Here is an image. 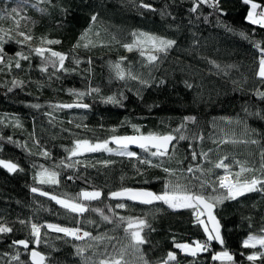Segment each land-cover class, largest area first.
<instances>
[{
  "label": "trees",
  "instance_id": "obj_1",
  "mask_svg": "<svg viewBox=\"0 0 264 264\" xmlns=\"http://www.w3.org/2000/svg\"><path fill=\"white\" fill-rule=\"evenodd\" d=\"M253 2L264 6V0ZM193 7V0H0V36L8 32L12 37H4L7 42L0 63V160L17 165L15 172L0 167V225L12 228L10 233H0V264H32V249L45 256L44 264H84L85 259L88 264H98L99 259L115 255L128 243L123 232L126 224L118 219L121 216L145 218L151 225L144 229L148 242L141 246L150 264L162 262L170 251L179 264H264V258L255 262L246 259L247 254L264 248L258 244L245 248L242 243L249 235H264V192L217 204L213 213L224 244L210 241L208 250L194 257L174 246L207 241L208 233L196 223L191 209L110 198L112 192L124 188L160 193L167 180L186 184L187 178H191L194 191H201L200 181H205L204 195L215 196L224 190L213 182L225 172L214 164L225 156L233 178L240 171L236 161L256 169L242 174V180L260 176L264 119L256 114L264 115V99L257 95L264 92V81L257 72L264 55V29L247 22L250 5L242 0H220L225 15L208 4H201L196 12L191 11ZM92 15L97 17L94 22ZM18 32L32 39L24 41ZM85 32L88 35L81 40ZM141 32L176 43L166 52H156L149 44L129 51L125 45L133 44ZM42 38L60 43L42 44ZM78 42L81 46L75 47ZM37 47L65 54L64 68L46 64L33 51ZM18 52L28 59H20ZM149 56L158 58L150 62ZM16 61L20 68L15 67ZM117 63L125 72L124 79L116 75L113 65ZM129 71L139 79H131ZM108 97H114L115 102H107ZM68 104L88 107H59ZM186 117H195V123ZM149 133L183 134L187 139L173 141L174 153L163 158L151 157L143 150H130L136 153L133 157L103 150L75 157L68 154L78 140L98 142L113 135ZM193 152L198 154L195 160ZM203 152L208 153L207 159L199 155ZM141 159L163 163L151 167ZM188 166L203 171H182ZM163 168L174 170L176 176L169 177ZM44 170L55 172L58 182L40 183L49 179L40 175ZM34 187L38 189L35 193L31 191ZM84 190H98L102 195L94 201L79 197L89 208L83 214L71 213L49 198L71 199ZM40 191L49 196H41ZM119 203L125 208L115 207ZM92 208L101 209L112 223ZM32 223L79 228L81 233L116 239L75 240L42 227L37 246L31 243ZM19 240H28L29 249L13 244ZM76 247L85 249L83 259L76 255ZM218 250H227L233 261L213 260L212 253ZM16 255L18 260L13 259ZM124 260L142 264L139 254L131 249Z\"/></svg>",
  "mask_w": 264,
  "mask_h": 264
},
{
  "label": "snow or ice",
  "instance_id": "obj_2",
  "mask_svg": "<svg viewBox=\"0 0 264 264\" xmlns=\"http://www.w3.org/2000/svg\"><path fill=\"white\" fill-rule=\"evenodd\" d=\"M48 3H51V0H47ZM194 7L191 9V11L196 12L197 8L201 4H208L209 7L214 8L216 11H218L221 15H225L223 10L219 7L220 0H193ZM243 4L250 5V10L247 13V22L253 25H258L260 28L264 29V6H262L259 3L253 2V0H242ZM144 8H150L151 5L148 4H142L141 5ZM259 9V11H257ZM12 13L16 14L17 10L13 8ZM40 11H44L43 9H40ZM97 17L96 15L91 16V20L94 22L96 21ZM17 28L19 27V20L15 21ZM0 31H3L0 29ZM10 31V30H9ZM19 36L23 37L24 41L31 40L32 37L25 34L24 32H18ZM88 33L85 32L81 36V40L86 39ZM240 35L248 39V36L245 33H240ZM133 36H137L136 33H133ZM4 37H8L9 39H12V37L9 36L8 32H4V36H0V63H3V54H4V43L7 41L4 39ZM17 43H23V41L17 40ZM47 43L49 45L58 44L60 43L59 40H51L42 38V44ZM176 42L174 40L164 39L155 35L147 34V33H139L138 38L134 41L133 44H127L125 47L132 51L134 47L141 46L144 44H149L152 46V48L156 52H166L168 49L172 48L173 45ZM81 45L79 42L75 47H80ZM84 47H87L88 44H84ZM258 48L260 45H256ZM35 54L37 56H40L44 59L46 64L51 65L52 67L56 68L59 67L60 69L64 68V62L68 58L65 54H62L57 51H52L49 48L45 47H37L33 49ZM45 53H49L47 56ZM143 54V53H142ZM17 56L20 57L22 60L28 59V56H25L22 52L16 53ZM158 57L156 56H149L148 60L155 61ZM78 62V61H77ZM91 63V61H89ZM16 68H20L21 65L19 61H16L15 64ZM113 68L116 71V75L120 79L125 78V72L121 69V65L119 63L113 65ZM42 71H46V68H42ZM257 75L259 78L264 81V55H262L261 59L259 60L258 65V72ZM128 76L131 79H139V77L133 75L130 71L128 72ZM16 84V82H13ZM140 83L147 84V81L141 80ZM150 86V85H149ZM77 95L82 96L84 93H77ZM257 95L264 99V92H258ZM107 102H115L114 97H108ZM33 107H39V105H34ZM59 107H65V108H71V107H84L87 108L88 105L86 104H68V105H60ZM245 111H247L245 109ZM256 115L260 116L261 119H264V115H261L257 113ZM195 117H186V121H190L192 123H195ZM79 127V125H78ZM183 127V125H181ZM137 132H139V129H135ZM176 132H179L180 129H175ZM187 137H185L183 134L179 135L178 137L172 134H166V135H160V134H154L149 133L147 135H138V136H123V137H114L111 140V143H114L118 146V151L116 154L118 155H127L129 157L136 156V153L128 151V146L130 144H135L138 147H140L143 151L150 154L151 157L154 158H163L168 157L170 155V151L174 153L175 151V145H173V141L177 140H185ZM200 139H203L201 136ZM257 141L253 140L252 143H256ZM109 141L105 140L100 143H92L89 140H78L75 143V147L71 149V156L75 157L78 155L83 154L84 152H96L103 150L105 152H112L113 149H111L109 146ZM171 146V149H170ZM152 149H155V151H152ZM47 155V153H45ZM197 153H192V158L195 160L197 158ZM199 155L203 156V158H208V153L203 152ZM262 162L260 164V176L252 175L250 178L245 177L243 180L241 179L242 174L244 173H254L256 169L247 167L245 164L241 163L240 161H236L237 164L240 165V171L235 173V176L233 178L232 174L229 171L230 166L228 164H225L224 161L228 159L227 156L223 157L222 159L218 160L214 164V167L217 169H223L225 172V175L219 176L217 181H214L213 183H218L219 189H223V192H220L219 194L215 196H205L203 193V189H205L206 184L205 181H200V189L201 191H194V185L191 184V178H187L189 180L186 184H181L177 180L169 179L165 182L162 192L155 193L150 190H134L130 188H124L120 191H115L110 194L111 199H127L134 202H138L140 204L144 205H151L155 202H162L164 205H167L168 208L173 210H179V209H191L194 216L196 223L204 226V231L208 233L207 241L200 242V241H194L192 244L189 243H176L174 246L177 249H180L182 252H184L187 255L190 256H196L198 252L201 251H207L209 248L210 241H216L220 245L224 244V239L221 236L220 233V224L219 221L216 219V217L213 215V209L217 204L223 203L225 200H235L240 196H244L247 193L252 192H264V153H261ZM141 163L149 165L151 167H161L163 161H161L160 164H153L152 160L149 159H141ZM211 163V161H209ZM78 163V161H77ZM0 167L6 168L9 172H15L17 171V165L5 162L4 160H0ZM163 171L169 176V177H175L176 172L169 168H163ZM182 171H186L188 173H193L194 171H203L200 168H196L195 170L193 167L188 166L186 169H183ZM209 173H211V169L207 170ZM40 175L48 176L49 179L45 181L44 179L40 180V183H57L58 181L55 179L56 173L51 172L49 173L47 170H44L40 173ZM71 179V177H69ZM197 179H199L197 177ZM145 183H148V181H145ZM211 186V185H207ZM213 192H216L217 189L215 187L212 188ZM32 192H37V188H32ZM39 194L41 196H49L47 192L40 191ZM102 193L98 190L94 191H83L78 194L77 197L71 198V199H59L55 195L49 196V198L53 201H55L58 205L65 208L71 213L76 214H83L86 211H89V208L84 204L79 202V197H82L84 201H94L99 200L101 198ZM115 207L118 208H125V204L119 203ZM94 212H99V214L103 217V220L112 223V220L109 218V216L104 215L103 211L98 208H92L91 209ZM111 210V209H110ZM207 215L208 220L211 222L212 227L209 229L207 227V224L205 220L201 219L202 216ZM120 223L126 224V227L123 228L124 232V239L128 241L127 244H123L119 250H117L115 255H105L104 258L99 259L98 264H128L127 261L124 260L125 254L128 252L129 249L132 250L133 253L139 254V259L142 261V264H150V262L144 258V254L141 250V246L147 243L146 237L143 235L144 229L151 228V225L148 223V221L145 218L136 217V218H125L123 216L118 218ZM21 223H25L24 221H21ZM47 227V229L54 231L56 233H63L66 237H71L75 240H83L85 238H88L93 241H101V240H108L111 242L112 239H116L115 237H109L106 234L102 236H92L91 233L84 231L81 233V229L79 228H69V227H63L56 224L48 223L47 225H38L36 223H32L30 225V235L33 237V240L31 243L36 244L39 246L41 243V228ZM119 227V225H117ZM154 230V229H153ZM12 231V228L0 225V233H10ZM264 231V230H262ZM29 241L28 240H19V241H13V244L22 245L25 249H29ZM243 247L245 248H255L258 244L261 248H264V235L261 236H254L249 235L246 240L243 242ZM194 245V246H193ZM115 247V246H114ZM85 252V249L82 247H76V255L81 256L83 259V254ZM105 253H107V249H105ZM242 255H244L242 253ZM30 257L32 264H44L45 256L34 249L30 250ZM264 258V251L261 252H254L252 254H247L246 259L250 262H255L257 259ZM13 259H19V255H16L13 257ZM213 260H227V261H233V256L227 251H221L219 253L212 255ZM175 261L176 264H179L177 261V256L174 252H168L167 258L161 262V264H169V262ZM84 264H88V261L85 259Z\"/></svg>",
  "mask_w": 264,
  "mask_h": 264
},
{
  "label": "water",
  "instance_id": "obj_3",
  "mask_svg": "<svg viewBox=\"0 0 264 264\" xmlns=\"http://www.w3.org/2000/svg\"><path fill=\"white\" fill-rule=\"evenodd\" d=\"M73 105H75V104H73ZM71 108H81V107H71ZM138 135H147V134H122V135H113V136L108 137L106 140L109 141V145L111 147H113L115 149H118V146L117 145H115L114 143H111L112 138H114V137H123V136H138ZM162 135H166V134H162ZM128 150L137 151V150H142V149L140 147H138L137 145H135V144H130L128 146ZM152 150L155 151V149H152ZM134 190H146V189H134ZM114 200H116V201L130 202V203H134V204H138V205H144V204H140L138 202H134V201L127 200V199H114ZM144 206H148V205H144ZM213 211H214V209H213ZM213 215H214V213H213ZM202 218H203V220H205V222L207 224V227L210 229L212 227V224L208 220L207 215L205 214L204 216H202ZM216 243H218V242H216ZM30 259H31V257H30Z\"/></svg>",
  "mask_w": 264,
  "mask_h": 264
},
{
  "label": "rangeland",
  "instance_id": "obj_4",
  "mask_svg": "<svg viewBox=\"0 0 264 264\" xmlns=\"http://www.w3.org/2000/svg\"><path fill=\"white\" fill-rule=\"evenodd\" d=\"M100 142H103V141H98V142H92V143H100ZM111 149H113V151H115V152H117V149H114V148H112L110 145H108ZM75 147V144L73 145V147L71 148V149H73ZM71 149H69V151H68V154L69 155H71ZM128 151H130V150H128ZM85 153V152H84ZM6 169V168H5ZM84 191H94V190H84ZM81 192H83V191H81ZM80 192V193H81ZM51 196V195H50ZM57 197V196H56ZM57 198H59V199H65V198H61V197H57ZM81 199H83L82 197H80ZM248 238V237H247ZM247 238H245L244 240H246ZM243 240V241H244ZM184 243H186V242H184ZM193 243V242H192ZM192 243H189V244H192ZM194 246V245H193ZM181 253H183V254H185L184 252H182L180 249H178ZM221 251H224V250H218V251H216V252H214V253H212V255L213 254H216V253H219V252H221ZM199 253V252H198ZM156 264H161V262H158V263H156Z\"/></svg>",
  "mask_w": 264,
  "mask_h": 264
},
{
  "label": "built area",
  "instance_id": "obj_5",
  "mask_svg": "<svg viewBox=\"0 0 264 264\" xmlns=\"http://www.w3.org/2000/svg\"><path fill=\"white\" fill-rule=\"evenodd\" d=\"M219 187V186H218ZM223 190V189H222Z\"/></svg>",
  "mask_w": 264,
  "mask_h": 264
}]
</instances>
